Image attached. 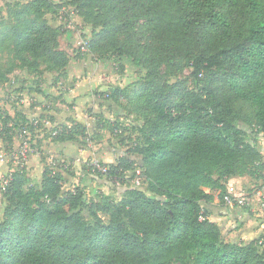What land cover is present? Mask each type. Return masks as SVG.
<instances>
[{
	"label": "trees",
	"instance_id": "obj_1",
	"mask_svg": "<svg viewBox=\"0 0 264 264\" xmlns=\"http://www.w3.org/2000/svg\"><path fill=\"white\" fill-rule=\"evenodd\" d=\"M78 2L95 27L87 50L116 58L120 75L126 62L145 72L132 99L143 123L124 154L100 161L106 172L84 164L85 174L104 178L118 197L104 190L90 197L83 180L67 187L74 173L47 163L38 183L25 165L5 177L0 264H264V233L229 240L206 207L216 195L227 204L230 178L264 184V0ZM12 6L18 25L0 31V49L12 42L9 50L29 71L42 64L67 69L64 31L43 18L52 2ZM12 70L0 73V83ZM185 70L186 79H166ZM130 84L110 85L100 95L118 102ZM95 114V130L107 129V121L114 134L116 124ZM2 125L6 145L13 129H35L17 109L2 115ZM53 129V141L72 144L90 131L72 118Z\"/></svg>",
	"mask_w": 264,
	"mask_h": 264
},
{
	"label": "rangeland",
	"instance_id": "obj_2",
	"mask_svg": "<svg viewBox=\"0 0 264 264\" xmlns=\"http://www.w3.org/2000/svg\"><path fill=\"white\" fill-rule=\"evenodd\" d=\"M27 1L29 0H0V31L12 33L15 30L14 28L18 25V22L15 20L14 11H16L15 9L17 7L15 6L14 8L12 5L13 3H23ZM50 1L52 2V7L47 11L43 18L52 26H59L62 31H64L60 37V47H64V49L69 52L71 55V61H88L87 63L92 65L90 69L95 70L94 75H96L97 71H100L103 75L113 76L112 79L116 84L109 82L108 86L131 83L127 92L119 96L118 102L107 97L106 93L100 95V92L95 91L97 92L96 95L102 100L101 104H106L107 108L105 109H108V114H103V110H100L101 112H91L93 111V107H88L87 112H90V115L93 117V119H91V124H93V126L88 125L90 131L81 135L80 143L76 144L78 150L82 149L87 152L85 157H82L81 159L86 160L89 165L93 160L103 161L102 157L95 156V153L101 152L104 154H112L114 157H116V155L120 156L137 141L139 133L136 128L143 123L142 117L136 115L133 110L132 99L140 89L138 77L145 72L142 70L137 71L133 65L126 62L127 69L123 75H120L119 72H117V63L119 62L116 58L112 56H102V58H99L97 53L93 50H83L81 48V42L84 40L88 41L92 37V32L95 28L93 18L87 12L88 10L86 8L79 7L78 4L80 2H78V0ZM138 30L141 38L147 39L146 29L143 23L139 25ZM68 32L74 33L71 35L72 37L69 36L68 39L71 38L70 41H67L64 38ZM12 44L13 43L10 42L9 47L6 48V50L0 49V73L3 74L9 67H13L12 72H10L9 80L6 83H0V154L3 153L5 157L4 159L0 158V171L3 167L7 168V166L19 168L25 165L28 168L29 175H31V180L36 182L38 174H36L35 171H31L27 163L30 161V158H33L34 154H39V158L43 166L47 163V165L49 164L51 168H55L54 170L56 171H64L69 168L70 173H74L76 178H83V181L86 182L87 185L88 196L91 197L96 191L104 190L105 192L115 194L116 197H118L120 190L115 189V192H113L110 183L106 182V180L104 181V178L100 179V177L96 175L93 176L90 173H87L82 177L83 173L77 171L79 168L77 163L79 164L80 161L74 159V156H72V158L64 156L57 157L54 150L46 148L48 145L51 146V142L53 141L51 137L54 136L55 131H53V128H46L40 120H33L35 129L32 131L28 129V132L22 133L13 129L9 134H15V138L13 139V143L11 145H6L3 142L1 137L2 133H4L2 130V115L6 113L13 115L20 105H24L23 100L25 99H29L27 103L28 105L31 103L32 106L33 102L29 97V93L34 92L32 89L42 91V87H44L43 83L46 79H52V77H54L53 81H55L54 79L61 81V79L69 76V72L65 68L52 69L48 71L46 64H42L39 71H29L26 68H21V62L14 57L13 52L9 50ZM188 74V70H185L182 74H179L176 77H166V79H186ZM86 75L87 74H82L81 76ZM188 83L191 84L189 80ZM86 103L88 104L89 102ZM87 104H85L86 107ZM95 113L105 115V118H109L112 123L116 124L113 129L114 134L111 132V126L107 121H104L108 127L107 129L102 131L95 130ZM98 117L101 118L97 115V118ZM26 138H29L31 150L29 151L27 158L24 160L20 154V147ZM93 146H96L97 150H94ZM108 156L110 159L111 156ZM61 160L65 162L67 161L69 166L67 168L63 165L60 166ZM82 164L84 172H88V167L85 168L84 163ZM32 169H34V166ZM3 175L5 174L0 172V218H2L5 207V202L1 195V188L4 184ZM75 176L68 178L66 184L67 187L73 185L72 182L75 180ZM260 185L261 182L254 180H250V182H238V184L236 183L234 185V189L227 190L226 194H230L232 196L244 194L249 196L255 190L260 188ZM226 205L228 206V204ZM228 207L231 209L229 210L230 213L227 216L229 217V220H232V217H237L238 212H244L250 209L249 205L245 208L238 205H229ZM237 218L239 219V217ZM245 225H251V223H246ZM222 227L224 230L225 227ZM224 231L226 238L229 240H239L242 237L237 236V233H231V231L227 230Z\"/></svg>",
	"mask_w": 264,
	"mask_h": 264
},
{
	"label": "crops",
	"instance_id": "obj_3",
	"mask_svg": "<svg viewBox=\"0 0 264 264\" xmlns=\"http://www.w3.org/2000/svg\"><path fill=\"white\" fill-rule=\"evenodd\" d=\"M72 34L74 33L68 32V34L64 36L65 40L70 41L71 38H68ZM84 61L85 60L71 61L67 67L69 76L61 79V81L57 79L53 81L54 77H52V79H46L43 83L44 87H42V91L47 95L45 96L43 93L34 90V92L29 93L33 105L31 106V103L28 105L27 102L29 99H25L23 100L24 105H20L17 110L22 111L29 120H40L46 128H54L62 124H68L71 118L93 126V124H91V119H93V117L90 115V112H87L88 107H93V111L91 112H101L100 110H103L104 114H108V109H105L107 108L106 104H101L102 100L96 95L97 92L95 91H105L107 90L108 83H115V81L112 79L113 76L103 75L100 71H97L96 75H94L95 70L90 69L92 65L87 63L88 61ZM82 74L87 75L81 76ZM86 102L89 103L87 104ZM85 104H87V107ZM261 140L264 146V136L261 137ZM93 147L94 150H97L96 146ZM46 148L54 150L57 157L64 156L72 158V156H74V159L80 161L79 164L77 163L79 167L77 171L83 173L82 177L86 175L82 168V163L87 164V162L81 159L87 154L85 150H78L76 144L56 141H52L51 146L48 145ZM108 155L111 156L110 159ZM95 156L102 157L103 161L106 163H112L117 158V155L114 157L112 154H104L101 152L95 153ZM29 160L27 164L31 171H35L36 174H38L37 181L35 182L38 183L41 179L44 166L40 161L39 154H34L33 158ZM33 166L34 169H32ZM15 169L17 168L7 166V168L3 167L0 172L5 174L2 176L5 179V177ZM80 180H83V178H76L75 176V180L72 184H78ZM250 180L256 181L249 176L230 178L228 180V190L234 189V185L236 183L238 184V182H250ZM206 191L209 192V189H206ZM248 205L250 209L244 212H238L237 217H239V219L237 217H232V220H229V217H227L231 209L226 204L224 205L220 202L218 195L215 196L213 202L207 203L206 207L210 211L211 219L221 226H224V230L237 233L239 237L242 236L239 241H249L264 233V208L262 202L256 196V190L249 195ZM244 223H251V225H245Z\"/></svg>",
	"mask_w": 264,
	"mask_h": 264
},
{
	"label": "built area",
	"instance_id": "obj_4",
	"mask_svg": "<svg viewBox=\"0 0 264 264\" xmlns=\"http://www.w3.org/2000/svg\"><path fill=\"white\" fill-rule=\"evenodd\" d=\"M81 48L83 50H87L88 49V41L87 40H84L81 42ZM23 132H28V130L24 129ZM22 132V133H23ZM26 134V133H25ZM31 150V143L29 141V138H26L23 142H22V145L20 147V154L22 156V158L25 160L27 158V155L29 153V151ZM0 158L1 159H4V154L1 153L0 154ZM61 165H63L65 168H67L69 166V163L66 161H62L61 160ZM90 165H92L93 167H95L96 169L102 171V172H106L108 170V167L106 165H102L100 163V161L98 160H93ZM136 179H135V183L136 184H140V181H141V170L138 169L136 171ZM6 181V178L4 179V182ZM256 196L258 197V199H260V201L262 202V206L264 208V184L262 187L258 188L256 190ZM224 200L225 202L228 204V205H239V206H242V205H248L249 203V196L247 195H235V196H232L230 194H225L224 195Z\"/></svg>",
	"mask_w": 264,
	"mask_h": 264
}]
</instances>
